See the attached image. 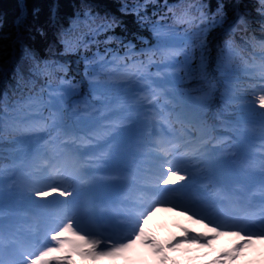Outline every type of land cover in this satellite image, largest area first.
I'll use <instances>...</instances> for the list:
<instances>
[{"label": "snow or ice", "instance_id": "6c2138e0", "mask_svg": "<svg viewBox=\"0 0 264 264\" xmlns=\"http://www.w3.org/2000/svg\"><path fill=\"white\" fill-rule=\"evenodd\" d=\"M149 0H144L143 4L137 3L130 6L127 3L121 4L119 11L124 14H134L137 22L140 24L148 23V17L141 15V9L147 6ZM26 7V5L24 6ZM209 6L202 0H191L180 15L169 8L172 13L173 23L171 25H162L160 21L151 22L152 32L157 39V44L153 48L141 50L139 53L134 51L135 45L128 41L125 43L123 39L116 35H105L115 31L121 26V21L117 16L105 14L101 16L99 13H93L89 6L85 5L82 12L77 13L73 25H83V29H87V34L92 40L85 44L79 38L70 39L73 29L62 30L59 33L60 42L64 45V51H73L75 47L88 48L91 43L109 45L117 44L125 51L123 56H119L116 51L105 47L104 54L101 55L99 50L93 53L91 60L86 61L92 65L93 75L89 79V86L93 92H98L99 86L107 84L112 76L111 68L116 65H122L128 69L127 80L129 81L128 96L131 104L130 110L142 113L145 123L151 124L153 121H163L170 126L172 124L180 125V138L185 134L192 136L193 131H204V121L202 113L206 108V103L202 102L198 105L197 111L186 110L181 107L176 110L173 100L176 96V83L174 80L167 78L160 81H152L151 74L148 73V66L153 63H162L165 67L171 68L174 72H183L189 75L192 71L191 63L199 56L200 68L203 69L206 62V44L204 37L210 28L221 26L227 20V12L225 5L218 3L216 11L209 14L206 9ZM238 7V6H236ZM257 11L261 17H264V0H258ZM161 19H165L161 17ZM18 21H23V12L18 17ZM177 24H186L188 27L181 33L177 31ZM234 26L246 25V21L237 11L235 13ZM105 36L103 40L96 39L99 36ZM231 41H225L224 46L218 50L217 63L218 66L226 65L228 57L231 53ZM111 56V59L108 57ZM27 59L35 61L30 53L26 54ZM143 57L144 59H139ZM130 61L131 63H124ZM52 66L45 62L43 67L39 62H35L33 72L36 75L49 74ZM60 70H65L63 66H59ZM156 75L162 76L163 73L157 72ZM107 77V79L105 78ZM182 80L183 77H178ZM132 82L145 83L147 94L137 99L135 93L137 89L131 86ZM70 88H60L56 90L49 89L48 99L44 100L42 95H33L28 97V101L23 105L22 109H14L12 114L8 113V109H4V115H0V139H7L9 136L16 137V143L20 146L19 151L24 156L31 154L32 159L37 163V170L45 174L43 178L37 177L39 186L31 188L27 192V198L31 201L33 197L43 199L45 201L42 207H48L51 211L48 213L49 223L43 233V240L21 241L18 237L13 236L5 239L2 231H0V264H70L71 256L62 253H75L77 255L88 257L95 260L97 257H117L125 254L131 249L137 241L143 240L147 247H152L156 253H160L163 249L154 244L150 239H144V222L155 211V207H150L147 212L141 213L140 216L131 225V230L126 236L112 238L111 236H99L90 233L82 224V219L87 215V209L93 202L91 198L85 194L74 192L71 186L72 176L61 172L59 168L52 165L47 160V155L42 151L40 141L45 140L52 131L64 128L65 134L70 130L64 125L66 97L69 96ZM103 95V93H99ZM210 93H205L202 98L206 101ZM53 97H56L55 101ZM250 97V98H249ZM151 108H147L145 102ZM171 105V107H169ZM92 107V112L96 116L111 120L110 116L105 115L106 111H110V106L101 104L100 107ZM241 107L244 110L259 114L264 119V68L259 73V79L254 80L251 85V91L243 98ZM48 111V116H44L41 109ZM40 112L39 117L32 116V112ZM118 117L112 120L108 128L113 132H117L124 126L128 117L122 113H113ZM24 127V131L20 132V127ZM43 133L44 135H38ZM114 139V138H113ZM49 141L45 140V145ZM108 147L112 148L109 142ZM156 147L159 149L157 155L152 159L156 162L163 172L161 181H157V188L161 195L177 191L176 188L163 189V185H179L183 189L185 185L194 179L190 174L186 165L191 160L196 161L195 167L205 172V179L219 181L213 171V164L207 158L199 154L197 149L195 155L189 157L187 151L180 148L179 138L168 139L166 141H158ZM55 168V175H47L49 168ZM52 197V199H48ZM63 199H59V198ZM71 197V199H69ZM155 203L170 204V210L179 209L181 215H187L194 223L204 224L208 232L189 234L187 229L184 230V237L177 240L175 244L169 247L178 246L180 243L197 244L200 247H210L212 242L221 236H232L237 238L235 243L227 252L223 254L222 259L235 261L237 256L247 247L257 242L264 243V211L260 213L259 230L254 229L250 225H254L257 221L250 218L247 222H237L225 220L222 223L209 219L207 216L197 212H193L191 208L180 206L170 200H158ZM191 213V214H189ZM213 264H219L214 261Z\"/></svg>", "mask_w": 264, "mask_h": 264}, {"label": "rangeland", "instance_id": "374dc122", "mask_svg": "<svg viewBox=\"0 0 264 264\" xmlns=\"http://www.w3.org/2000/svg\"><path fill=\"white\" fill-rule=\"evenodd\" d=\"M158 72L164 74L163 79L167 78L175 81L176 96L173 103L176 106L185 108L189 106L188 110L191 111L198 109V105L202 103V100L194 97L188 98V96H185L186 94H181L182 90H179L178 77L173 69L161 67ZM169 75L174 78H168ZM126 76L127 72H123L121 77L123 85L120 90L123 92L120 96L123 102L121 105L123 111L120 113L126 115L128 119L125 121L124 126L118 130V134L110 129L105 132L110 122L118 119L113 114L116 112H111L108 113L111 120H105L100 126L98 122L97 125L93 124L95 122L93 116H89L84 120L87 130L84 132L86 136L82 144H78L77 140L72 137L75 135L73 130L66 127L70 131L65 134V130H62L66 137L64 141H57L51 144L50 140H47L49 143L45 145V140H41L40 146L42 151L46 153L47 159L49 157V161H52V165L64 167L66 170L76 167L78 173H83L85 185L76 187L74 186V181H71V186L74 192L80 193L81 196L85 194L91 195L92 204L95 202L94 191L99 194L104 193L106 189L117 187L116 185L121 181V177L118 176L113 165L114 157L117 158L120 155L125 158L126 151L132 150L138 158L134 169V178L127 176L123 180L128 184L133 183V186H137L139 180L144 179L139 184L144 188L140 190L141 192L134 189L131 190L132 195L140 193L139 199L141 198V200L135 201L138 207L134 209L133 216L137 219L141 213L147 212L154 205L156 210L144 222V239L152 240L155 245L160 246L163 250L160 253H156L152 247L145 246L143 240H141L137 241L125 254L117 257H97L93 260L69 252L62 253V255L71 256L70 264H207L209 261H206L207 259L203 260L206 257H210V264H213L214 261H219V264H264V243L261 242L245 248L240 253L241 256L240 254L237 256V258L240 256V260H235L236 262L222 259L223 254L237 243V238L232 236L218 237V240L213 241L210 247H200L197 244L188 243H180L178 246L169 247V245L175 244L177 240L182 239L184 230L189 229L190 226L192 228L190 235L195 234L197 231H205V234L209 232L203 223H201V227L196 223L195 228V223H191L187 215H181L179 209L170 210V204H154L162 196L158 191L157 181H161L163 178L162 170L152 159L159 152L156 147L157 142L179 138L180 132L175 131L177 133H173L174 131L170 130L168 136L167 123L153 121L151 124H147L142 113L130 110L131 101H129L128 96L131 93L128 91L129 81ZM213 77L216 82H219L215 76ZM150 78L152 81H157L155 80V74H151ZM131 86L137 89L135 93L137 99L142 97L140 88L134 82H132ZM203 102L205 103V101ZM144 103L147 108H151V106L146 104V101ZM210 121L212 125L215 123L214 116L210 115ZM248 121L252 135H243L240 131L232 130L237 142L229 139L231 143L222 148L215 147L217 146L215 141L208 144L210 138L205 129L202 132L196 131L195 138L185 134L187 136L186 139H188L186 142L180 138L181 150L195 152L199 149V154L212 162L213 171L220 179L219 181H209L205 179V172L201 170L203 172L201 174L203 181L197 183L189 181L183 189H180L179 185L173 186L178 190L173 191L174 196L170 201L180 206L189 207L193 212L205 215L212 220H215V215L222 210L230 213L234 212L238 220L242 219L241 222H247L250 218H254L257 223L253 227L259 228L260 213L264 207L260 209V212H256L257 209L252 208L250 202L264 204V187L260 189L258 187L259 184L248 185L247 181L264 182V119L261 116H253ZM130 133H135L137 138L131 139ZM222 136L219 135L218 137L221 139L223 138ZM222 140L224 141V139ZM109 142L112 143L111 149L108 147ZM18 147L20 148V146ZM19 153L21 154L20 151ZM22 156L24 159L15 160L16 162L0 176V231L3 232L6 240L13 236L18 237L21 241L43 240L44 237L40 235L39 229L43 228L46 230L49 223L48 213L50 210L45 211L42 208L45 203L43 199L33 197L30 201L27 198V192L31 188L39 186L37 177L43 178L45 174L38 172L37 163L32 159L31 154ZM194 165H196V162H194ZM191 166L186 165L193 176L194 174L190 170ZM52 170L53 168L50 167L47 175H54ZM225 183L230 185L232 195H227L223 190ZM165 186L167 185L162 183L160 185L163 189ZM247 188L249 190H246ZM149 191L155 194L152 200L145 195V192ZM245 191L248 192L247 195H245ZM134 197L137 198V196ZM243 197L245 198L242 199ZM48 199H52V197ZM143 206L147 208L144 209ZM31 209L36 210L39 215L30 214L29 211ZM107 212V205H104V207L102 206L97 210L99 215L97 217L101 218ZM87 213L82 219L83 226L90 233L101 236V233L107 227L105 224L96 227L95 225L99 224L101 220L98 223H91L90 215L92 213L89 209H87ZM224 221L222 219L219 223ZM233 221H236V219H233ZM111 224L107 222L108 227ZM183 226L187 227L184 228ZM110 229L109 227V230H105V232L110 231ZM111 230L113 232V229ZM129 232L130 230H128ZM193 245L194 247H192ZM212 248L213 250H211Z\"/></svg>", "mask_w": 264, "mask_h": 264}, {"label": "trees", "instance_id": "16d2710c", "mask_svg": "<svg viewBox=\"0 0 264 264\" xmlns=\"http://www.w3.org/2000/svg\"><path fill=\"white\" fill-rule=\"evenodd\" d=\"M190 2L191 0H149L147 6L141 9V15H146L149 22L140 24L134 14L124 15L119 9L121 4L134 6L137 3L143 4L144 0H0V115H4L5 108L8 109L9 114H12L14 109H22L29 96L39 94L47 101L49 89L70 88L75 85L63 105L66 113L64 125L65 127L68 123L74 125L76 131L81 133L78 136V143L84 142L86 136L84 132L87 130L84 120L93 116L95 119L93 124L97 125L98 122L99 126L105 121L93 114L91 106L100 107L101 104L110 106V111H106L105 115L123 111L121 108L123 102L120 98L123 94L120 91L123 85L121 77L123 72H128V69L122 65L111 68L112 76L109 82L100 85L101 89L94 93L88 83L93 75L92 65L87 64L86 61L91 60L93 53L98 50L103 55L105 47L113 49L119 56H123L125 50L115 43L99 46L91 43L88 48L75 47L73 51L65 52L59 33L72 28L73 32L69 38L74 41L75 38H79L83 43L88 44L92 37L87 34V29L84 28L82 34L83 25L72 23L77 13L82 12L87 5L94 14L117 16L121 26L117 27L114 33L109 32L105 35H116L125 43L131 41L135 45L134 51L139 53L157 44L151 22L160 21L162 25H171L173 16L168 9L172 8L177 15H180L183 7ZM202 2L209 6L206 9L209 14L216 11L218 3H223L227 20L221 26L210 28L204 37L206 62L203 69L200 68L197 55V59L191 63L192 71L189 75L183 72H176V75L183 77L182 80L178 79L179 90H182L181 94H186L188 98L202 100L205 93H210L205 101L206 108L202 113V119L204 129L210 138L208 144L215 141L217 142L215 147H220L231 143L229 139L226 141L222 139H227L228 135L233 136L232 130L252 135L248 120L253 116H260L257 114L260 110L252 113L244 110L241 104L243 98L251 91L252 83L259 79V73L264 68V17H261L257 11L258 0H202ZM237 11L246 21V25L234 26L233 21ZM22 12L23 21L19 22L18 17ZM161 17L165 19L162 20ZM187 27L186 24H177V31L182 33ZM104 38L105 36L102 35L96 39ZM226 40L231 41V53L226 65L218 66L217 53ZM27 53L35 57V61L27 59ZM108 58L111 59V56ZM35 62H39L41 67L48 62L52 66L49 74H34ZM59 66H63L66 71L60 70ZM157 66L165 67L162 63H153L148 66V73L155 74V80L160 81L163 78L156 75ZM213 76L219 82H216ZM170 77L174 78L172 75L168 78ZM135 84L140 90L146 89V84L143 85V82ZM141 94L144 96L147 93L141 91ZM55 99L56 97H53L54 101ZM180 108L176 106L177 111ZM188 108L189 106L185 109ZM41 112L45 117L49 114L43 108ZM212 112L215 122L213 125L209 118ZM30 115L39 117L40 112L34 111ZM70 120L72 122H69ZM170 127L172 131L180 132V125L172 124ZM62 130L64 128L52 131L45 140H50L51 144L64 141L66 138ZM19 131L23 132L24 127L21 126ZM195 134L196 131H193L192 138ZM217 135H223L222 137L225 138L220 139ZM19 138V136H9L7 139H0V176L16 162L15 160L23 159L18 151L19 145L16 143V139ZM186 138V135L182 137V139ZM192 155L195 154L189 153L187 159H191ZM195 168L196 179L203 178L201 176L203 172Z\"/></svg>", "mask_w": 264, "mask_h": 264}, {"label": "bare ground", "instance_id": "6f19581e", "mask_svg": "<svg viewBox=\"0 0 264 264\" xmlns=\"http://www.w3.org/2000/svg\"><path fill=\"white\" fill-rule=\"evenodd\" d=\"M129 152H132V154H133L132 155L133 157L131 159H129L128 157H125L124 158V157H121L119 155V157H117V158L114 157L115 160H113V165L115 166L116 172H117L118 176L121 177V179L122 178H125L127 176L128 177H132L133 176V178H134V169H135L136 161H137L138 158H137L136 154L132 150H129L128 153ZM126 168L128 170L127 174L125 173V169ZM71 175L73 177H76L75 180H77V182L83 180V175H81L79 178H77L74 169L71 170ZM247 183H248V185H251V186L256 185V184H259L258 187L260 189L262 188V186H264V182L263 181H252V182H248L247 181ZM125 185H127V186H124V183H121L119 185V187L124 186V192L123 193H121L120 191H115L113 193V196L115 198L121 199V200H119V203L125 205V207L120 209L117 206L116 207H108L107 206L108 212L106 213V215H104L103 217H101V224H105L106 222H112L113 223L114 221L118 222L116 225L122 227L121 232H125V230H126L124 228V225H127L126 223H127L128 219H129L128 214L130 213V210H128V209H132V207L134 205L131 202V199L129 198V197L132 196V194L130 193L131 192L130 191L131 188L128 186L129 184H126L125 183ZM227 185L230 187V185L228 183L225 184V186H227ZM246 190H249V188H247ZM247 194H248V192L245 191V195H247ZM244 198L245 197H243L242 199H244ZM250 203H251V206L254 209H262L264 207V204H260L259 202H252L251 201ZM103 204H104V202L103 201H100V199L95 200V202L93 204L91 203V205H90L91 210H92L91 217H92V215L97 214V210H99V208L102 207ZM49 210L51 211L50 208H49ZM39 212H42V211H39ZM222 213H228V212H226L224 210L218 212L219 215L222 214ZM219 215L216 216V218H220ZM235 216H236L235 213H233L232 217H235ZM90 221H91V219H90ZM91 223H92V221H91ZM128 224H130V223H128ZM105 230H109V229L106 228ZM202 232L205 233V231H202ZM207 235H210V233H207Z\"/></svg>", "mask_w": 264, "mask_h": 264}]
</instances>
